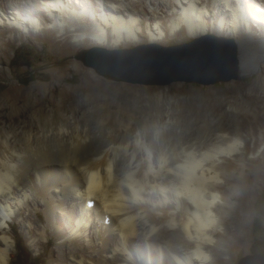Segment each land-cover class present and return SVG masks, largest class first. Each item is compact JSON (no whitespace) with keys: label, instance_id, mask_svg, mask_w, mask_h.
<instances>
[{"label":"bare ground","instance_id":"bare-ground-1","mask_svg":"<svg viewBox=\"0 0 264 264\" xmlns=\"http://www.w3.org/2000/svg\"><path fill=\"white\" fill-rule=\"evenodd\" d=\"M251 3L264 10V0H0V26L5 27L3 35L34 34L50 28L57 37L49 36V46L60 48L52 57L55 64L77 46L118 50L139 44L143 33L148 44L183 32L195 39L210 33L236 42L242 72L247 73L264 59V43L248 42L264 35L263 15ZM18 38L2 41L1 51L5 53ZM243 38L246 40H240ZM55 81L60 84L62 76L56 75ZM164 91L155 95L163 99L169 94ZM64 95L50 98L49 103L59 109ZM14 97L9 100L12 106L17 104ZM35 100L38 103L27 104L43 105ZM226 104L223 112L239 108ZM233 116L239 119L237 114ZM255 118L249 123L257 127L262 119ZM36 120L39 126L28 124L22 131L0 129V264H9L16 249V223L36 250L48 243L46 229L55 231L58 255H51L50 264H226L224 243L230 235L232 212L237 204L249 200L251 192L239 180L241 175L235 177L226 166V158H234L237 170L245 167L247 144L238 124L233 137L223 126V136L204 152L191 145L169 150L167 143L166 148L148 149L143 136L131 143L126 132L120 143L123 148L113 145L115 141V147L85 154V159L78 153L70 160L53 161L51 154L36 153V148L56 138L67 142L64 135L75 134L80 121L61 118L59 134L50 138L46 134L50 117L44 114ZM79 133L72 141L77 147L81 146L78 139L86 138ZM261 137L254 143L255 158L264 153V134ZM170 141L169 146L174 142ZM254 159L251 162L261 165L250 173L252 184L264 179V155L260 161ZM39 211L46 215L45 226L32 220V212ZM232 234L235 247L241 243L243 231ZM55 258L59 262L54 263Z\"/></svg>","mask_w":264,"mask_h":264},{"label":"rangeland","instance_id":"rangeland-1","mask_svg":"<svg viewBox=\"0 0 264 264\" xmlns=\"http://www.w3.org/2000/svg\"><path fill=\"white\" fill-rule=\"evenodd\" d=\"M253 5L251 3L250 6L252 7ZM253 9L261 14L260 16L263 15L261 27H264V10L262 11L256 5L253 6ZM145 25L146 23L144 22ZM4 28L0 26V45L2 41H9V38L15 35L20 39L18 38L11 47L7 48L5 53L0 49L1 131L4 129L8 130L10 127L22 131L26 129L28 124L39 126L36 123V119L41 118V115L44 116L45 114L51 120L47 125L46 134L50 138H54L55 135L59 134V129H61V118L69 121L77 117L80 121L78 132L76 131L74 134V131H70L67 135H64L66 139L68 138L67 142L62 143L60 139L56 138L48 141L46 143L48 144L47 147H45V144L36 148V153L45 152L48 155L51 154L50 159L53 161L70 160L75 156L77 157L78 153L85 159V154L89 156L109 147H120V143L126 139V132H128V142L131 143L135 142L136 136H141L140 138L143 136L142 140L148 149L156 150L159 147L168 146L167 149L169 150H177L179 147L178 150H181L182 147L188 148L191 145L197 151L204 152L211 143L220 140V137L223 136L221 133L223 126L226 127L229 137H233L236 132L235 125L238 124L240 134L247 144L248 152L245 153L246 155L244 154L246 159L245 167L243 171L237 170L236 166L238 163L235 162L234 158H226L228 162L226 166L235 174V177H238L237 173L241 175L239 180L241 179L240 181L243 182L246 189L251 187V192L249 200L243 205L237 204L234 212H232V221L231 225H229L230 235L225 236L224 243L228 255L224 259L226 264H238L242 258L249 255L258 254L264 256V179L252 184L253 178L251 176L253 174L250 175L252 171L253 173L256 171V167L261 165V162L255 163L251 161L255 158L252 156L254 143L257 140H261V135L264 134V59L258 61L250 69L259 68L260 72L258 74L240 81L218 83L211 86H202L194 83H176L169 86L131 85L102 78L75 58L82 51L92 48L89 46L75 47L73 53L63 57L60 63L55 64V61H52V57L60 48L57 50L49 46V36L57 37V34L55 35L50 28L34 34L10 32L3 35ZM20 34L21 37L19 36ZM59 39L57 38L56 40ZM193 39L195 38L183 32L178 35H167L160 42L161 44H158L163 47H170L189 43ZM240 40L245 41L246 39ZM248 42L254 44L264 43V35L263 38L254 36ZM148 43V37L143 33L141 34L140 43L135 46ZM239 44L241 48V41ZM135 46L126 45L116 49L128 50L135 48ZM56 75L62 76L60 84L55 81ZM60 85L63 86V89L58 87ZM39 87L42 89L41 91H37ZM164 90L168 91L169 94L168 96L165 94L163 99L155 95L159 91ZM29 93H31L30 96ZM59 94H65L62 97L64 104L57 109L54 107L55 105H51L49 102L50 98L58 97ZM14 96L17 97V104L12 106L9 100L14 99ZM25 98L26 101H24ZM35 99L41 100L43 105L38 107L37 105L27 104V101L29 103H38ZM1 103H3V106H1ZM226 103H232L234 107L238 106L239 108L237 111L232 108L223 112L227 106ZM234 114H237L239 119H235ZM167 116L170 123L167 121ZM255 116V121L262 119L257 127L249 123L250 119L252 120ZM159 120L161 121L159 122ZM245 120L248 122H245ZM159 124H162V127ZM164 124L169 126H164ZM78 133L82 137H86L85 141L78 139L82 146H78L80 148L76 146L77 143L72 142L76 140L75 137ZM146 137L147 139H145ZM166 137L168 140L165 139ZM130 139L132 140L129 141ZM169 140H171L170 144L172 140L174 141L171 145L177 146L173 147L170 145L171 148L167 145ZM115 141L116 144H113ZM70 143L73 144L72 148L69 145ZM164 144L166 145L164 146ZM123 146L120 148H123ZM64 152H66V155H64ZM39 153L38 155H41ZM263 155H256L257 158L254 160H262ZM232 183L230 182L231 185ZM57 213L58 217H60V213L56 212V215ZM32 220L37 224L39 223L38 225L42 223L45 226L46 215L41 211L37 214L32 212ZM13 230L16 237V249L9 264H50L51 255L54 254L55 257L58 255L56 247L58 242L53 229H46L48 243H46L44 248L37 250L31 248L25 241L17 223L14 224ZM236 230L243 231V238L241 243L234 247L232 233ZM55 259L54 263L55 261L59 262V258Z\"/></svg>","mask_w":264,"mask_h":264},{"label":"water","instance_id":"water-1","mask_svg":"<svg viewBox=\"0 0 264 264\" xmlns=\"http://www.w3.org/2000/svg\"><path fill=\"white\" fill-rule=\"evenodd\" d=\"M76 59L107 80L144 86H211L240 81L260 72L255 68L243 73L236 42L211 34L170 47L146 44L128 50L90 48ZM238 264H264V256L249 255Z\"/></svg>","mask_w":264,"mask_h":264}]
</instances>
